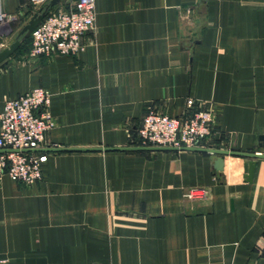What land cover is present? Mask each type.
<instances>
[{"label": "crops", "instance_id": "obj_1", "mask_svg": "<svg viewBox=\"0 0 264 264\" xmlns=\"http://www.w3.org/2000/svg\"><path fill=\"white\" fill-rule=\"evenodd\" d=\"M0 9L11 16L1 50L37 8ZM94 10L77 55L32 58L28 41L0 63V112L43 87L53 118L42 179L0 180V264H264V158L246 181L252 158L238 155L48 150L140 146L148 109L179 116L192 98L215 110L208 148L264 153V0H95Z\"/></svg>", "mask_w": 264, "mask_h": 264}, {"label": "built area", "instance_id": "obj_2", "mask_svg": "<svg viewBox=\"0 0 264 264\" xmlns=\"http://www.w3.org/2000/svg\"><path fill=\"white\" fill-rule=\"evenodd\" d=\"M39 8L46 0H29ZM95 0H73L68 10L46 14L30 33L28 55L32 58L52 54L74 56L82 52L84 34L94 29ZM11 18L0 9V23ZM50 94L43 87L4 100L0 112V180L3 175L23 186L30 187L42 179L46 155L23 149L39 148L45 133L52 127L49 112ZM212 106L188 98L185 110L171 116L148 109L135 131L140 146L207 147L215 127ZM131 137V134H130ZM205 192H190L188 197L203 196Z\"/></svg>", "mask_w": 264, "mask_h": 264}, {"label": "water", "instance_id": "obj_3", "mask_svg": "<svg viewBox=\"0 0 264 264\" xmlns=\"http://www.w3.org/2000/svg\"><path fill=\"white\" fill-rule=\"evenodd\" d=\"M59 0H48L43 5H41L29 18L28 22L21 28L18 32L17 36L4 48L0 50V63L3 62L5 59L10 57L24 42V40L30 35L32 30L42 21V19L46 16L49 9L55 6ZM260 140H264V135H261ZM40 148H31V149H23L22 151H40ZM50 151H93V150H193V151H202V152H209V153H216V154H231V155H238L252 158L249 161H246L244 165L245 169V180L251 181L254 167H255V158H264V153L261 152H239V151H228L216 148H208V147H188L183 146L180 148L177 147H170V146H129V147H88V148H49ZM0 151H4L0 149ZM223 158L218 157L216 159V169L222 170L223 168Z\"/></svg>", "mask_w": 264, "mask_h": 264}, {"label": "trees", "instance_id": "obj_4", "mask_svg": "<svg viewBox=\"0 0 264 264\" xmlns=\"http://www.w3.org/2000/svg\"><path fill=\"white\" fill-rule=\"evenodd\" d=\"M55 8V6H53V7H51L50 9H49V11H48V13L49 12H52L53 11V9ZM29 41V44H30V36H28L25 40H24V42L20 45V47L18 48V49H20L26 42H28ZM30 48V47H29ZM17 49V50H18Z\"/></svg>", "mask_w": 264, "mask_h": 264}, {"label": "rangeland", "instance_id": "obj_5", "mask_svg": "<svg viewBox=\"0 0 264 264\" xmlns=\"http://www.w3.org/2000/svg\"><path fill=\"white\" fill-rule=\"evenodd\" d=\"M4 30H7V27H5Z\"/></svg>", "mask_w": 264, "mask_h": 264}]
</instances>
